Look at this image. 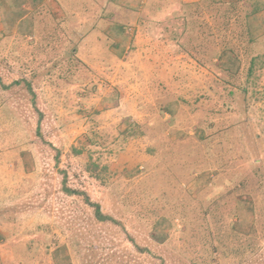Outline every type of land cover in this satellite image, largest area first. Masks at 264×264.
Wrapping results in <instances>:
<instances>
[{
  "label": "rangeland",
  "instance_id": "rangeland-1",
  "mask_svg": "<svg viewBox=\"0 0 264 264\" xmlns=\"http://www.w3.org/2000/svg\"><path fill=\"white\" fill-rule=\"evenodd\" d=\"M69 2L0 0V264H264V0Z\"/></svg>",
  "mask_w": 264,
  "mask_h": 264
},
{
  "label": "crops",
  "instance_id": "crops-1",
  "mask_svg": "<svg viewBox=\"0 0 264 264\" xmlns=\"http://www.w3.org/2000/svg\"><path fill=\"white\" fill-rule=\"evenodd\" d=\"M140 1L141 2H144V4L145 3H147L149 0H97V6H101V7H103V5H104V7H108V6H112L113 8H114V6L115 5H117V6H119L122 10L124 9L123 7L126 5L127 7L128 6H131V7H136L137 5H138V3H140ZM183 1H185V2H187V3H192V4H196L197 2H199L200 0H183ZM65 0H60V6L61 7H63V6H65L66 4L68 5V4H70V2H69V0L67 1V3L65 4ZM63 4H65V5H63ZM115 10V9H114ZM116 11V10H115ZM76 14V16L77 17H79V16H81V14L80 13H78V12H73V14ZM63 14L67 17V15H68V13H66L65 11H63ZM115 14V13H114ZM117 14H119L118 12H116V15ZM113 22H115V21H113ZM121 22H123L122 21V19H121V14H119V16L117 17V19H116V22H115V24H113L112 26L114 27V26H118L119 24H117V23H121ZM118 27H120V26H118Z\"/></svg>",
  "mask_w": 264,
  "mask_h": 264
},
{
  "label": "trees",
  "instance_id": "trees-1",
  "mask_svg": "<svg viewBox=\"0 0 264 264\" xmlns=\"http://www.w3.org/2000/svg\"><path fill=\"white\" fill-rule=\"evenodd\" d=\"M223 2V1H222ZM258 8H256L255 10H253V12H255ZM252 12V13H253ZM29 89H31V85L30 83H27ZM63 190L67 193V194H75V193H84V192H79L78 190L72 188V187H69L67 185H65L63 187ZM85 198L87 199V201H90L89 200V197L85 194ZM94 207H95V214H96V217L100 220V221H104V220H107V219H110V220H113L114 218L111 217L110 215L108 214H104L101 210V207H100V204L98 202H90Z\"/></svg>",
  "mask_w": 264,
  "mask_h": 264
}]
</instances>
